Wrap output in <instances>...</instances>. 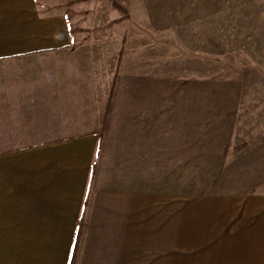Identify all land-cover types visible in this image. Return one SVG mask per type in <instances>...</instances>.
<instances>
[{
	"label": "crops",
	"instance_id": "crops-1",
	"mask_svg": "<svg viewBox=\"0 0 264 264\" xmlns=\"http://www.w3.org/2000/svg\"><path fill=\"white\" fill-rule=\"evenodd\" d=\"M67 17V0H0V259L69 264L101 143L75 264H264V193L142 187L153 155L117 93L102 132L111 80Z\"/></svg>",
	"mask_w": 264,
	"mask_h": 264
},
{
	"label": "rangeland",
	"instance_id": "rangeland-1",
	"mask_svg": "<svg viewBox=\"0 0 264 264\" xmlns=\"http://www.w3.org/2000/svg\"><path fill=\"white\" fill-rule=\"evenodd\" d=\"M67 14L111 80L108 122L117 93L153 155L143 188L264 193V0H67Z\"/></svg>",
	"mask_w": 264,
	"mask_h": 264
},
{
	"label": "trees",
	"instance_id": "trees-1",
	"mask_svg": "<svg viewBox=\"0 0 264 264\" xmlns=\"http://www.w3.org/2000/svg\"><path fill=\"white\" fill-rule=\"evenodd\" d=\"M70 5H71V2L68 3V7H70ZM113 6L115 8H117L120 12H124V13L126 12V9L124 7H122V6H120V4H118L116 2L113 3ZM67 19L69 20V16L67 17ZM70 31H71V29H70ZM113 90H114V87L112 86L110 98L112 97ZM109 111L110 110L108 108L106 110L105 119H104L103 127H102V132H104L106 130L107 123H108ZM100 149H101V143L98 144L97 151H96V158H95V161H94V163H93V165L91 167V173H90V177H89V181H88V187H87L85 200H84V204H83V210H82V213H81V217H80V221H79V225H78V230H77V234H76L75 241H74V244H73V248H72L69 264H75L76 255H77L78 250H79L81 232H82V229H83V222H84V216H85V210H86V208L88 206V201H89L91 187H92V184H93V181H94V178H95V175H96V171H97V163H96V161H97V157H98Z\"/></svg>",
	"mask_w": 264,
	"mask_h": 264
}]
</instances>
